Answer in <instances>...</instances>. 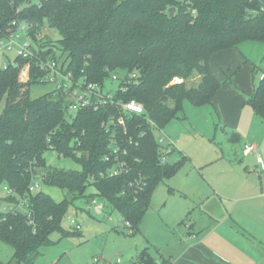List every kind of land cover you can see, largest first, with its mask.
Returning a JSON list of instances; mask_svg holds the SVG:
<instances>
[{"label": "trees", "instance_id": "obj_1", "mask_svg": "<svg viewBox=\"0 0 264 264\" xmlns=\"http://www.w3.org/2000/svg\"><path fill=\"white\" fill-rule=\"evenodd\" d=\"M13 20L28 25L34 55L15 56L0 69V98L6 96L0 115V185L14 190L0 201L15 207L17 197L25 199L34 224L20 211L0 212V242L13 250L0 264H34L41 247L54 244L52 232L67 236L61 221L77 197L85 204L93 198L104 201L106 215L118 211L131 233L137 231L155 187L164 176L175 174L186 158L180 152L177 161L158 163L157 141L145 116L163 128L182 113L184 99L195 106L211 103L222 81L210 58L241 41L264 43L261 0H0V39L12 29ZM46 27L60 34L59 55L45 40ZM51 57L76 81L86 77L103 84L113 73L124 72L116 97L135 99L145 107L144 115L126 120L127 132L121 133L127 139L144 133L138 146L128 147L131 171L100 175L112 165L104 159L108 133L101 123L118 109L83 108L66 120L65 94L50 90L36 98L29 95L31 86L46 83L41 61ZM233 75L223 82L233 83ZM253 89L244 103L264 121V70ZM45 149L64 156L78 154L81 172L46 165ZM139 175L144 186L136 191L128 183ZM32 182L56 185L67 195L53 201L42 190L31 192ZM89 185L94 193L86 191ZM141 259L153 262L146 251Z\"/></svg>", "mask_w": 264, "mask_h": 264}, {"label": "rangeland", "instance_id": "obj_2", "mask_svg": "<svg viewBox=\"0 0 264 264\" xmlns=\"http://www.w3.org/2000/svg\"><path fill=\"white\" fill-rule=\"evenodd\" d=\"M261 2L264 7V0ZM45 31L47 33L45 40L52 44L56 54L59 55L57 40L60 38V34L53 28L46 27ZM17 34L15 39L19 43L23 41L24 34L20 31ZM246 42L257 45L252 40ZM258 51H260V47H254L248 51V54H245L241 47L235 46L220 54L223 56L212 61L211 68L222 83L211 103L195 106L188 99H184L182 113L165 124L162 130L156 132L155 136L159 138L164 131L177 145L178 152L176 150L168 158L170 163L177 161L180 152L186 154L190 159L184 158L177 172L169 177L164 176L151 194V203L146 212L160 209L163 215L161 219L157 216L156 221H154L155 219L151 220V222H155L150 225L151 231L154 233H157L156 229L160 227L176 230L175 234H177L179 230L185 228V223H190L195 218L199 220V224H204V229L207 231L206 228L212 224L209 212L215 215V219L222 220V214H225V209H227L228 213H232L231 217L236 222L241 223L252 233L254 239H251L247 232L245 236L254 243L253 250L259 249L257 245L264 249V198L256 197L255 200H251L253 203L251 205L256 206L255 209L262 212L261 214L256 213L255 209L249 211L246 209L248 207H242L241 205L246 203L245 201L236 202L239 195L245 194L242 191L244 185L238 181L240 177H247L259 189L262 187L264 192V171H260L256 166L255 154L246 158L241 155L240 145L243 142V136L242 139L233 141L231 130L225 129L222 123L223 115L221 114L223 102L231 101L232 95L242 94L237 88L242 90L245 85L250 86V65L251 62H255L256 59L253 57L258 55ZM7 56L12 60L16 56V49L8 52ZM246 59L247 63L244 62ZM1 66L0 63V69ZM232 72H234L233 83L223 82L225 77ZM117 73L116 75L113 73L111 78L105 81L104 89L106 91H115L120 80L123 79L124 72ZM51 87L52 83L33 85L30 87L29 95L36 98V96L50 91ZM235 87L237 88L235 89ZM5 102L6 96H2L0 98V115ZM242 120L244 131L254 136L251 143L256 144L257 150L264 160V121L258 119L254 114L253 117L246 116ZM42 156L48 166L65 171L81 172L82 164L78 154L64 156L58 155L52 149H45ZM193 162L197 166H193ZM234 162L242 164L237 168H232L231 165ZM245 166L250 169H246ZM215 187H218L219 190L214 191V196L210 193ZM38 190L48 194L53 201H59L67 195L66 191L60 187L44 182H39ZM86 191L94 193L95 189L89 185ZM4 196H6V191L0 185V197ZM4 204L0 201V212H3ZM187 206L189 210H185ZM234 206L235 209L232 211L231 207ZM111 213L109 216L95 215L92 210L86 208L85 201L77 197L68 206L66 215L61 221V229L68 235L62 236L59 230L52 232L50 239L54 244L42 246L40 255L34 260V264H95L93 263L94 257L99 258L100 264L104 263V258L108 259V262L114 263L113 261L118 256L122 258L121 264H129L126 260L132 256L134 245L139 241L141 233L135 231L132 234L124 226L120 213L118 211ZM66 216L74 217L80 223L81 227L78 231L73 228V224ZM144 250L146 251V249L140 251L138 258L143 262L142 264H147L141 259ZM12 253L11 247L0 242V262H7ZM151 264H156V261Z\"/></svg>", "mask_w": 264, "mask_h": 264}, {"label": "crops", "instance_id": "obj_3", "mask_svg": "<svg viewBox=\"0 0 264 264\" xmlns=\"http://www.w3.org/2000/svg\"><path fill=\"white\" fill-rule=\"evenodd\" d=\"M252 41L256 42L257 45H255V43L248 44L246 41H241L237 44L238 47L242 48L245 54H248V51H250L251 48L260 47L258 55L253 57V59H256L255 62L258 64L253 62L255 69L253 68L252 62L250 65L251 84L250 86H247L248 84L245 85L242 90L235 87V89L237 88L240 90L242 94L239 96L237 94L232 95L231 101H225L221 104V114L223 115L222 123L225 126V129L231 130V134L234 137L233 141H238L242 139L243 136L240 151L244 143H251V140L254 138L253 135L244 131L242 119L246 116L249 118L253 117V114L260 119L255 114L253 108L244 103V100L252 94L254 90L253 88L262 77V71L264 70V43L255 40ZM227 50L214 54L212 58H210V66L212 67V61L223 56L220 54L227 52ZM246 61L248 60L246 59ZM183 155H185L187 159H190V157L186 154ZM241 155L246 158L253 154L245 155L243 154V151H241ZM241 164L234 162L231 166L232 168H237ZM262 165H264L263 158ZM193 166H197L195 162H193ZM256 166L260 169V171H264V168L261 169L257 162ZM245 168L248 170L250 169L248 166H245ZM238 181H241L242 185H244L242 191H244L245 194L239 195L236 202H240V200L245 201L246 203L241 206L248 207L246 209L249 211L252 209L254 210L256 206L251 205L253 204L251 203V200H255L256 197L264 198L262 187L259 189L255 183L249 181L245 176L240 177ZM217 188L215 187L210 194L214 195V191L219 190V188ZM188 208V206L185 207V210H189ZM231 209L234 211L235 206L231 207ZM254 211L259 214L262 213L259 212L258 209H255ZM146 213L147 212L144 213L137 230L141 233V237L134 245V252L131 253L132 256L130 259L126 260L129 264L143 263L138 258V254L143 249H146V251L148 249V255L153 261H156V264H264V249L257 245L259 249L257 251L253 250L254 243L251 239H254V237L252 236V233L243 227L241 223L239 224L236 222L231 217L232 213H228L227 209H225V214H222V220L215 219V215L209 212L212 224L206 228L207 231L204 229V224H199V220L195 218L194 220L192 219L190 223H185V228L179 230L177 234H175L176 230L162 229L160 227L156 229L158 230L157 233L151 231L150 225L155 223L151 222V220L155 219L154 221H156L158 218L161 219L163 215L160 209L153 212L149 210L147 215ZM246 232L249 233V237H251V239L246 238ZM118 258L119 260L117 262L116 260ZM103 262V264H121L122 258L118 256L113 261L114 263H110L108 262V259L104 258Z\"/></svg>", "mask_w": 264, "mask_h": 264}, {"label": "built area", "instance_id": "obj_4", "mask_svg": "<svg viewBox=\"0 0 264 264\" xmlns=\"http://www.w3.org/2000/svg\"><path fill=\"white\" fill-rule=\"evenodd\" d=\"M12 29L7 33L4 39H0V63L1 68L5 69L7 63L10 60L7 56L8 52H11L16 49V56H22L24 58H32L34 55V43L27 33L28 25L25 22L17 23L16 20L11 22ZM24 34V39L21 42H17L15 37L18 35V32ZM42 68L45 69L44 79L46 83H52L51 90L54 92H62L65 94L67 107L65 118L66 120L71 119L77 112L83 110V108L92 109L98 111L102 107H112L118 109L117 115H111L101 124L103 125L105 132L108 133V152L104 154V159L106 161H111L112 165L107 168L105 171H101V176L114 177L118 174H125L131 171V161L133 160V155L129 151V146L132 144L135 147L139 145V140L144 135L138 134L137 137L133 135L129 136V139L122 134L127 132V123L126 120L130 116L144 115L145 107L142 106L140 102L135 99H129V101H123L120 98L116 97V88L115 91L110 92L104 89V83L92 82L87 80L86 77H82L80 80H74L72 78L71 71H68L65 66L57 60L56 58L51 57L45 61H41ZM24 69L28 70V64L24 66ZM133 75V74H132ZM120 90H124V88ZM145 121L148 123L149 129L153 132L154 136L157 131L162 130L156 122H154L149 117L145 116ZM122 133V134H121ZM156 138V153L157 161L159 164L165 163L168 161V158L171 154L176 152L177 145L174 143L170 137L166 135L164 131L159 138ZM241 151L243 154H255L256 162L261 169L264 168L262 165V158L257 150L256 145L253 143H244ZM136 160V158H135ZM38 182H32L28 188L31 192H36L38 189ZM128 185L132 186L136 191L140 190L144 186V181L139 175L138 178L131 180ZM6 191V195H13L14 190L12 188H7L3 186ZM88 210H92L95 215H106V204L104 201L99 200L98 198H93L90 203L86 204ZM13 209L15 211H20L23 214H26L30 224H34V219L32 218V211L29 208L28 203L25 199L17 197L15 207H3V212ZM67 219L73 224L75 230H79L81 225L74 217L66 216ZM124 226L130 231L129 222H124ZM132 232V231H130ZM119 258L116 260L118 262ZM93 263L100 264L99 258L94 257Z\"/></svg>", "mask_w": 264, "mask_h": 264}, {"label": "water", "instance_id": "obj_5", "mask_svg": "<svg viewBox=\"0 0 264 264\" xmlns=\"http://www.w3.org/2000/svg\"><path fill=\"white\" fill-rule=\"evenodd\" d=\"M173 9H174L173 6H172L171 8L168 9V14H169L170 16H172V11H173ZM14 65H16V64H14ZM16 66H17V65H16Z\"/></svg>", "mask_w": 264, "mask_h": 264}]
</instances>
